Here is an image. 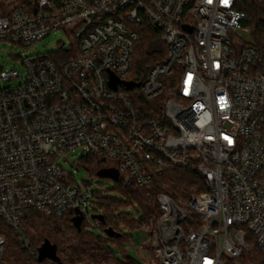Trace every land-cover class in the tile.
Segmentation results:
<instances>
[{"label":"built area","instance_id":"built-area-1","mask_svg":"<svg viewBox=\"0 0 264 264\" xmlns=\"http://www.w3.org/2000/svg\"><path fill=\"white\" fill-rule=\"evenodd\" d=\"M236 3L0 0V42L32 49L60 30L74 38L56 53L16 55L0 72V264H11L10 232L42 264L39 216L73 215L107 235L104 207L91 210L98 195L57 161L78 148L157 205L158 217L133 214L148 264H243L254 247L264 253V47L243 37ZM145 23L168 55L129 89ZM189 169L204 189L187 200L161 185L165 172Z\"/></svg>","mask_w":264,"mask_h":264},{"label":"trees","instance_id":"trees-1","mask_svg":"<svg viewBox=\"0 0 264 264\" xmlns=\"http://www.w3.org/2000/svg\"><path fill=\"white\" fill-rule=\"evenodd\" d=\"M56 1L61 4L63 0ZM236 7L247 15L243 24L250 29L253 43L258 47H264V0H237ZM139 31L141 37L135 46L133 68L127 77L129 81L135 83H141L152 67L157 62L163 61L168 55V46L159 29L145 23ZM165 96L164 94L155 100L152 99L149 103H155ZM139 97L141 99V95ZM141 102L143 103V100ZM94 161L95 158H92L91 162ZM189 170L167 171L161 176L160 182L168 185L174 195L179 192L193 193L194 191L191 192L189 186L180 182L181 175ZM119 188L127 196V201L114 202L108 199L110 204L106 206L103 214L105 217L103 226L106 230L111 228L112 231L109 233L107 231L106 239L87 232L83 221L78 224L75 216L67 215L58 219L45 217L34 219L33 224L37 232L33 235L34 244L40 248L46 241H49L56 246L59 260L54 261L53 264H105L103 261H107L109 258H111V262L106 264H142L133 260L128 254L127 262L119 260L110 246L111 241L131 240L130 236L121 233V224L128 225L133 229H136L140 224V221H134L120 210L137 202L143 213L141 220L158 217L160 212L153 199L147 197L144 190L134 182L126 185L124 181H120ZM156 189L158 190V188ZM8 238L7 250L9 249V252L6 253L11 264H39L26 251L24 252L12 232L9 233ZM42 264H46V262L43 261ZM243 264H264V253L254 247Z\"/></svg>","mask_w":264,"mask_h":264},{"label":"rangeland","instance_id":"rangeland-1","mask_svg":"<svg viewBox=\"0 0 264 264\" xmlns=\"http://www.w3.org/2000/svg\"><path fill=\"white\" fill-rule=\"evenodd\" d=\"M243 37L246 39H252L250 29L248 30V32H245L243 34ZM63 42H66V49H68L71 44L74 43V38L64 30L52 33L32 49H23L20 45H16L8 41H2L0 42V72L2 69L10 68L12 65H16V61L13 60V57L16 55L27 56L30 54L39 53H56ZM167 79L172 80L171 77H168L165 79L166 83ZM3 84L14 85L17 84V82H5ZM130 94L133 97L134 101L141 102V99L139 97L141 95V91L139 88H134L130 91ZM92 158L95 157L87 154L84 148H78L67 152L65 155L59 157L57 161L71 175L72 180H74L83 188L88 187L91 191H94L98 195L97 198L93 201L91 210L94 209L99 211L102 207L106 209V206L110 204L108 199H111L114 202H117L118 200L127 201V196L119 188L120 181L113 180L109 177L99 176L98 171L101 167L99 168L98 166H95L94 164L96 159L92 163ZM189 171L181 175V184L189 186L191 192L194 191L193 193L200 192L204 189L201 176L198 173L196 174L193 169H190ZM165 186L169 190L168 185ZM191 194L192 193L185 194L183 192H179L177 195H175V197L187 200ZM125 211L132 216L133 214H137V212L143 214L142 209L139 207L137 202L126 206ZM40 217L42 216H39L38 218ZM133 220L136 221L134 216ZM120 229L123 231V234L130 236L131 240H121L119 242L111 241L110 246L113 249L115 256L119 260L127 262L128 254L133 260L142 264H148L149 253L141 248V245H143L148 239V235L146 234L145 230L138 227L136 229H133L128 225H121ZM86 231L95 236H99L105 239L107 238L101 229H89L88 227H86ZM35 233H37L36 230L35 232H33V235H35ZM8 250L7 252H9ZM109 262H111V258L107 259V261H103V263L105 264Z\"/></svg>","mask_w":264,"mask_h":264},{"label":"water","instance_id":"water-1","mask_svg":"<svg viewBox=\"0 0 264 264\" xmlns=\"http://www.w3.org/2000/svg\"><path fill=\"white\" fill-rule=\"evenodd\" d=\"M113 80V83L115 84L118 79L116 78H112ZM127 87L129 89L135 87V86H138L140 83H135V82H132V81H126L125 82ZM98 175L101 176V177H109L113 180H118L120 178V173L117 169H101L98 171ZM101 219L104 218L103 215L99 216ZM76 222L78 224L81 223L82 219L79 218V217H76L75 218ZM167 223V222H166ZM108 233L112 231L111 228H108L107 229ZM116 234V233H115ZM40 255H39V262H43L44 260L46 259H52L53 261L57 262L59 260V257L57 255V249H56V246L52 245L49 241H46L40 248Z\"/></svg>","mask_w":264,"mask_h":264}]
</instances>
